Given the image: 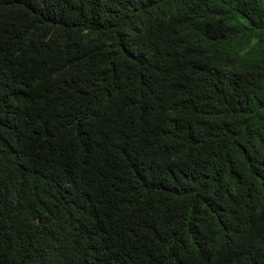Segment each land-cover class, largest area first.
Here are the masks:
<instances>
[{
	"label": "trees",
	"instance_id": "obj_1",
	"mask_svg": "<svg viewBox=\"0 0 264 264\" xmlns=\"http://www.w3.org/2000/svg\"><path fill=\"white\" fill-rule=\"evenodd\" d=\"M0 264H264V0H0Z\"/></svg>",
	"mask_w": 264,
	"mask_h": 264
}]
</instances>
